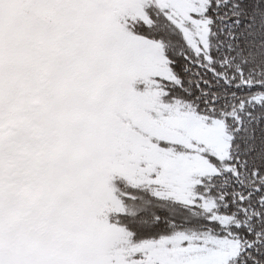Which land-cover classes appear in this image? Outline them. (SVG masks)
Listing matches in <instances>:
<instances>
[{
	"label": "snow or ice",
	"instance_id": "snow-or-ice-1",
	"mask_svg": "<svg viewBox=\"0 0 264 264\" xmlns=\"http://www.w3.org/2000/svg\"><path fill=\"white\" fill-rule=\"evenodd\" d=\"M0 264H264V0H0Z\"/></svg>",
	"mask_w": 264,
	"mask_h": 264
}]
</instances>
